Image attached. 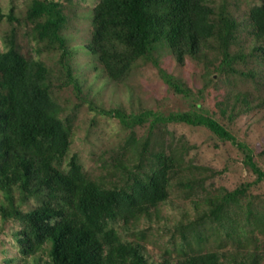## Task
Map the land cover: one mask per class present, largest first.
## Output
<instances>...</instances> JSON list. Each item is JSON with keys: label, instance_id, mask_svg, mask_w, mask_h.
I'll return each instance as SVG.
<instances>
[{"label": "rangeland", "instance_id": "374dc122", "mask_svg": "<svg viewBox=\"0 0 264 264\" xmlns=\"http://www.w3.org/2000/svg\"><path fill=\"white\" fill-rule=\"evenodd\" d=\"M56 1L67 16L62 34L73 80L60 63L64 56L59 44L37 40L39 21L28 17L33 0H0L4 14L0 52L9 48L7 39L16 34L22 50L44 60L51 70L58 116L69 126L71 139L68 152L54 166L69 171L76 158L84 177L107 188H123L133 181L129 174L152 172L157 153H173L178 172L170 179L168 199L148 205L144 214L128 215L126 221L120 215L110 222L121 240L137 245L146 264H191L192 259L208 254L216 255L220 264L243 260L264 264V181H258L245 164L244 150L206 125L169 119L151 128L154 116L161 113L196 110L211 115L251 148L264 169V40L255 37L249 19L251 7L264 0H206L217 16L225 15L236 23L228 49L236 57L230 69L222 63V49L216 42L215 49L203 48L202 58L186 55L183 64L170 47L158 43L119 81L107 75L89 47L93 10L100 0ZM161 69L178 77L191 93L176 92ZM118 107L128 114L145 113L147 118L126 126L119 117L103 113ZM244 183H251L247 196L227 203L226 215L218 218L213 209L219 199ZM14 197L16 201L21 198L18 188ZM45 199L46 195L31 196L21 208L31 211ZM1 203L8 204L3 193ZM20 229V221L0 216V264H38L34 257L22 254ZM44 253L39 255L43 258Z\"/></svg>", "mask_w": 264, "mask_h": 264}, {"label": "trees", "instance_id": "16d2710c", "mask_svg": "<svg viewBox=\"0 0 264 264\" xmlns=\"http://www.w3.org/2000/svg\"><path fill=\"white\" fill-rule=\"evenodd\" d=\"M93 13L89 47L115 81L128 75L134 62L149 56L158 43L170 47L182 64L186 55L202 58L203 48L215 49V42L222 49V63L227 64V70L236 58L228 53L235 21L217 16L206 0H100ZM28 17L39 21L35 27L38 41L46 38L59 44L64 56L60 63L73 80L62 34L67 22L62 4L33 0ZM3 18L0 10V21ZM249 19L255 37L264 40V4L251 7ZM7 42L9 48L0 52V193L8 204H0V216L21 222L17 236L22 254L34 257L38 264H146L139 247L121 240L110 222L120 215L126 221L128 215L144 214L148 205L168 199L170 179L178 172L174 154L157 153L158 162L152 172L146 176L129 174L133 181L123 188H107L84 177L76 158L69 171L55 167L54 162L68 152L71 139L69 126L58 116L49 81L50 67L44 60L29 57L16 34ZM161 73L176 92L191 93L174 74L164 69ZM103 113L119 117L126 126L143 123L147 118L145 113L128 114L120 107ZM154 118L152 129L169 119L206 125L221 139L237 143L245 152V164L257 174L258 181H264V169L251 148L213 116L194 110L161 113ZM250 186L244 183L228 191L213 213L218 218L226 215L227 203L246 197ZM16 188L21 191L18 201L14 197ZM39 195L48 199L38 208L23 212L21 206L26 200ZM40 251L45 252V259ZM216 257L208 254L192 259L191 264H220ZM238 264L251 263L243 260Z\"/></svg>", "mask_w": 264, "mask_h": 264}]
</instances>
